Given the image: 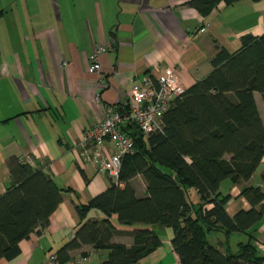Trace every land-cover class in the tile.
<instances>
[{
    "label": "crops",
    "instance_id": "0c3cea01",
    "mask_svg": "<svg viewBox=\"0 0 264 264\" xmlns=\"http://www.w3.org/2000/svg\"><path fill=\"white\" fill-rule=\"evenodd\" d=\"M187 1L0 0V195L10 184L11 156L30 157L35 168L50 170L67 188L49 224L22 239L20 253L0 258V264H47L49 254L74 237L81 222L75 199L89 201L115 180L80 155L79 142L88 126L121 106L135 83L170 65L188 88L212 70L218 45L233 52L243 34L264 33V0L221 1L208 14ZM109 43L113 47L100 55L101 71L91 72L90 55ZM255 96L264 122L262 94ZM263 170L264 157L247 183L263 185ZM132 183L139 196L147 195L141 173ZM222 188L232 196L226 204L230 215L252 207L241 185L227 179ZM262 205L263 217L248 232L232 231L222 250L236 251L239 241L249 239L256 246L264 242V199ZM88 217L105 215L93 208ZM111 220L112 240L132 244L133 231L142 226L120 224L116 214ZM149 227L162 243L133 264H182L173 227ZM225 236L212 231L209 239L219 244ZM257 251L264 256L258 246ZM107 254L91 243L70 251L83 257L82 264H99Z\"/></svg>",
    "mask_w": 264,
    "mask_h": 264
},
{
    "label": "trees",
    "instance_id": "16d2710c",
    "mask_svg": "<svg viewBox=\"0 0 264 264\" xmlns=\"http://www.w3.org/2000/svg\"><path fill=\"white\" fill-rule=\"evenodd\" d=\"M221 1L237 0L187 3L208 14ZM211 63L212 70L164 113L161 129L145 133L135 123L121 127L133 139L134 151L123 156L118 181L89 201L75 199L81 222L74 237L56 251L61 264L85 243L107 251L99 264L137 263L162 243L152 225L173 227L172 243L182 264L263 263L251 239L239 241L236 251L221 247L232 231L248 232L263 217L264 184L247 181L264 157V122L255 96L260 92L264 100V33L243 34L242 46L233 52L218 45ZM8 166L10 184L0 195V258L12 259L20 253L22 239L49 224L67 188L50 170L35 168L25 158L11 156ZM139 173L147 184L145 196L132 183ZM227 179L241 185L250 209L228 213L232 196L222 188ZM93 208L105 217H88ZM113 214L120 224L142 226L133 231L132 244L112 240ZM218 230L226 236L214 244L209 235Z\"/></svg>",
    "mask_w": 264,
    "mask_h": 264
},
{
    "label": "built area",
    "instance_id": "2783aa9c",
    "mask_svg": "<svg viewBox=\"0 0 264 264\" xmlns=\"http://www.w3.org/2000/svg\"><path fill=\"white\" fill-rule=\"evenodd\" d=\"M112 43L99 45L90 55L91 72L101 71L100 55L111 49ZM175 66L160 68L158 74H148L135 83L120 108L108 110L102 120L88 126L79 142L80 155L95 163L102 170L109 171L118 181L122 158L134 151V141L121 127L135 123L145 133L163 127V115L185 92ZM31 162V158H25ZM122 184V183H121ZM257 246L264 252V242L257 240ZM83 257L75 256L62 264H82ZM47 264H61L56 252H51Z\"/></svg>",
    "mask_w": 264,
    "mask_h": 264
},
{
    "label": "rangeland",
    "instance_id": "374dc122",
    "mask_svg": "<svg viewBox=\"0 0 264 264\" xmlns=\"http://www.w3.org/2000/svg\"><path fill=\"white\" fill-rule=\"evenodd\" d=\"M233 239H237L236 237H234ZM240 239V238H239ZM211 241H213L212 239H211Z\"/></svg>",
    "mask_w": 264,
    "mask_h": 264
}]
</instances>
